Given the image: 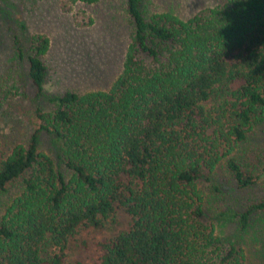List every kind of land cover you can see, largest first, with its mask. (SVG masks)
I'll return each mask as SVG.
<instances>
[{
  "label": "trees",
  "instance_id": "16d2710c",
  "mask_svg": "<svg viewBox=\"0 0 264 264\" xmlns=\"http://www.w3.org/2000/svg\"><path fill=\"white\" fill-rule=\"evenodd\" d=\"M126 12L133 31L107 91L48 95L49 38L19 46L48 109L10 153L0 139V197L21 186L0 215V264H63L80 229L104 228L120 208L131 225L100 243L97 264H247L253 248L264 259V196L250 192L264 189V0L187 20L145 0ZM220 171L246 200L228 198Z\"/></svg>",
  "mask_w": 264,
  "mask_h": 264
},
{
  "label": "rangeland",
  "instance_id": "374dc122",
  "mask_svg": "<svg viewBox=\"0 0 264 264\" xmlns=\"http://www.w3.org/2000/svg\"><path fill=\"white\" fill-rule=\"evenodd\" d=\"M152 13L172 12L182 19L218 7L224 0H145ZM133 28L126 12V0H99L94 4L73 3L72 0H0V139L1 154H8L17 144L24 143L38 126L37 109H48L36 96L29 79L27 55L30 38L44 35L50 49L44 57L49 68L45 86L48 95L67 91L86 93L107 91L122 72L126 49ZM264 136V133H261ZM259 138V136H258ZM259 140V139H258ZM43 151L57 161V150L47 135L42 137ZM219 181L228 198L246 200L249 193L264 196L257 186L250 192H234L229 174L219 172ZM13 185L0 197V215L20 193ZM244 202V201H243ZM131 217L120 208L104 228H82L71 239L63 264H97L103 255L100 243L129 229ZM236 225L227 232L236 238ZM263 235L254 228L248 242ZM257 248L248 252L247 264H264Z\"/></svg>",
  "mask_w": 264,
  "mask_h": 264
}]
</instances>
